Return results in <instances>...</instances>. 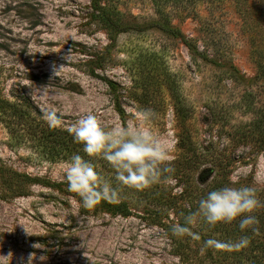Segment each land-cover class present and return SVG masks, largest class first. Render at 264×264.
Returning <instances> with one entry per match:
<instances>
[{"label":"rangeland","instance_id":"obj_1","mask_svg":"<svg viewBox=\"0 0 264 264\" xmlns=\"http://www.w3.org/2000/svg\"><path fill=\"white\" fill-rule=\"evenodd\" d=\"M104 6L125 32L109 34L95 21V9ZM162 10L170 31L157 28L161 17L151 0H0V98L12 101L20 91L42 119L54 110L63 129L88 114L106 129L142 127L137 112L150 108L157 115L148 126L165 144L170 164L187 156L177 146L182 136L207 156L187 171L188 196L178 207L187 210L191 202L197 209L214 176L201 171L222 156L234 161L224 187L251 186L258 194L264 151L245 145L240 135L257 117L264 121V76L257 75L252 42L233 3L180 0ZM261 47L264 52V34ZM170 84L188 115L184 122L174 114ZM31 146L11 144L0 123V264H210L208 251L223 252L201 247L209 238L221 240L230 225L204 237L206 225L198 223L192 231L199 241L177 238L171 232L177 212L155 217L146 194L120 191L130 209L125 217L81 214L65 179L67 161H46ZM8 170L33 179L23 196L3 173ZM162 185L175 195L183 188L174 179Z\"/></svg>","mask_w":264,"mask_h":264},{"label":"trees","instance_id":"obj_2","mask_svg":"<svg viewBox=\"0 0 264 264\" xmlns=\"http://www.w3.org/2000/svg\"><path fill=\"white\" fill-rule=\"evenodd\" d=\"M91 1L94 4L95 0ZM179 1L180 0H151L155 5L157 15L161 17L160 21L157 22L159 23L157 28L161 30H171L170 22L167 17L163 16L162 9L168 3L175 4ZM209 1L211 3H221L225 0ZM229 1L233 3L242 22L243 31H246L249 34V39L252 42L251 55L255 58V64L258 69L257 75L264 76V67L262 66L264 52L261 47V36L264 34V0ZM182 2H184V0H182ZM95 10L97 11L94 18L95 21L101 23L103 29L109 34L112 31L115 33H123L126 31L127 26H124V24L118 20L113 11L110 12L105 6L97 7ZM182 42L189 51L195 50V47L186 38H182ZM174 88L175 87L171 84L168 86L170 99L173 103V111L177 119L180 122H184L188 118V115L186 114L185 108L181 105ZM12 98V101L0 98V123L8 131L11 144L13 143V145L18 146L31 144L35 153L49 162L68 161L74 154L84 155L82 145L74 142L67 129L50 127L49 124L41 118L38 109L35 108L29 96L19 91V93ZM114 102L115 110L119 117L122 118L124 113L119 106L118 100L115 99ZM240 136L242 140L241 142L245 143V145H251V147H254V150L257 152L264 151V121L259 117L253 120L249 124L248 129L242 132ZM177 146L181 150H185V154H187L186 157L179 158L181 160L176 159L174 164H171V167L174 169V171L170 173L171 179H174L177 185L183 187L181 193L178 195L172 194V190L168 187L165 188L162 183L142 192L126 187H120L115 181V173L113 169L103 160H100V164L102 165H99L98 171L101 173L100 169L108 170L110 173L108 179L112 180L114 186L120 187V191H123V193L133 192L136 193L138 198H140V196L145 197L146 194L148 205L151 204L155 209L153 211L155 217L161 218L160 212L175 210L179 216L178 224L183 225L185 217L195 210V206L191 205V202L188 203L189 208L187 210L184 207H178V202L185 200L188 196V189H186L187 171L191 167L196 166L198 160H203L205 157L207 158V156L197 152V148L188 142V139L184 136L180 137ZM85 158L87 159L86 156ZM100 161L95 160L94 163L97 165ZM233 162V158L230 156H222L221 158H214L211 160V168L202 169V175L208 176L209 174H214L210 182L211 186L208 190L209 192L224 187L226 183L229 184V170ZM4 172L7 173L10 182L12 181L14 183L15 189L19 190L14 191L15 193H19L18 196H23L25 194L23 189L33 182V179L27 175H21L9 170L3 171V173ZM53 186L58 187V185ZM200 193L203 197L206 192L203 193V191H200ZM71 194L79 204L81 214L86 215L92 212L107 213L111 215H120L122 217L130 214L128 203L122 199H119L116 203L102 201L93 209H85L82 206L80 197L76 193L71 192ZM257 196L261 202L264 203V190L259 192ZM255 215L258 220V224L254 226L256 229L255 231L248 230L241 233L238 227V222H236L229 226L226 236L221 237V240L224 241H234L241 236L246 235L250 240L249 246L241 251L223 250V252L217 254H212L211 251H208L210 264H224V262H227L228 264H264V207L259 208ZM157 224H161L160 219ZM219 226L220 225H217L214 228H218ZM225 226V224H222V228H225ZM207 230L212 231V228H209L207 225L204 227V237L209 236L211 233ZM177 256H180L183 261H186L189 258L187 254L182 253L181 247L177 248Z\"/></svg>","mask_w":264,"mask_h":264},{"label":"clouds","instance_id":"obj_3","mask_svg":"<svg viewBox=\"0 0 264 264\" xmlns=\"http://www.w3.org/2000/svg\"><path fill=\"white\" fill-rule=\"evenodd\" d=\"M69 51L65 59L69 58ZM64 66L59 68L62 69ZM59 70L54 71V75ZM150 108L137 112L143 126L104 128L95 115L88 114L67 126L75 143L82 145L84 155L74 154L65 162V179L70 192L76 193L85 209H93L102 201L116 203L120 199V187L145 191L153 186L168 182L171 157L162 139L148 126L156 118ZM43 119L50 127L63 124L62 118L54 111H46ZM87 157V159L85 158ZM95 160L105 161L115 173V181L102 175ZM264 207L251 186H225L210 191L206 198L198 202L197 209L184 219V224L172 226V235L177 238L189 236L201 239L192 227L198 223L214 228L217 225H231L238 222L241 233L255 231L258 224L256 211ZM250 240L246 235L234 241L209 238L203 242L201 251L207 249L241 251L247 248ZM37 246V245H36Z\"/></svg>","mask_w":264,"mask_h":264}]
</instances>
